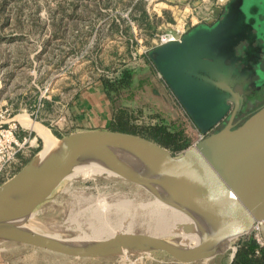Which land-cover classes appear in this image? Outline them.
<instances>
[{"label":"rangeland","instance_id":"obj_1","mask_svg":"<svg viewBox=\"0 0 264 264\" xmlns=\"http://www.w3.org/2000/svg\"><path fill=\"white\" fill-rule=\"evenodd\" d=\"M229 1L0 0V108H11L20 121L26 117L60 139L56 129L67 132L76 127L69 122L70 106L80 92L104 79L117 78L129 68L135 72L134 85L111 99L115 124L116 112L124 110L131 128L144 131L161 124L182 131L192 145L205 136L200 128L218 123L229 107L221 96L207 94L197 79L178 71L175 63L182 54L163 51L158 54L163 60L155 64L149 53L156 48L154 38L159 32L187 22L185 37L194 35L208 26L191 24L222 6L223 22H232L238 32H244L247 38L243 41L247 40L251 57L258 55L264 42V0ZM233 65L247 76L245 84H264V72L259 68L250 74L244 68L240 70L235 61ZM258 73L261 78L257 82L250 75ZM21 122L32 127L30 122ZM38 131L32 130L28 136L37 137V141L32 147L25 146L15 173L27 163L23 164V158L29 161L45 148L44 137ZM38 146L39 150L32 152ZM183 150L175 153L180 155ZM87 176L63 179L25 224L44 234L74 238L92 232L91 220L99 222L94 208L129 200L132 232L156 235L175 244L184 238L183 232L155 229L152 210L156 208L149 203L156 198L141 187L115 174ZM113 210L108 224L107 220L103 222L108 227L116 219ZM242 237L235 238L223 253L191 264H229L232 246ZM0 246H19V252L15 251L19 253L15 255L19 264H169L170 259L174 260L162 251L81 258L15 241L0 240Z\"/></svg>","mask_w":264,"mask_h":264},{"label":"water","instance_id":"obj_2","mask_svg":"<svg viewBox=\"0 0 264 264\" xmlns=\"http://www.w3.org/2000/svg\"><path fill=\"white\" fill-rule=\"evenodd\" d=\"M224 16L222 20L213 16L205 18L207 29L186 37L185 34L181 40L158 46L149 53L155 64H160L162 57L158 54L163 51L182 54L175 63L178 71L197 79L207 94L221 96L222 102L229 107L218 122L226 118L224 126L216 129V123L208 129L200 128L205 136L180 155L146 136L109 128L78 130L63 135L60 140L66 148L62 152L45 158L39 156V150L17 173L0 184V240L81 258L108 257L124 250L130 253L162 251L180 263L190 264L223 253L225 250H216L220 243L230 237L248 234L257 222L264 238V104L244 120H235L243 99L235 86H245L247 76L233 64L236 46L247 36L238 32L232 22L225 24ZM112 147L129 149L149 158L164 172L180 178L187 186L186 198L174 190L164 194L148 176L123 162ZM96 148L101 150L93 156L115 176L178 209L201 212L208 222L220 227V233L189 249L181 247L183 237L175 244L155 235L128 231H117L83 246H69L41 231L18 224L32 215L52 193L45 192L52 181L82 163L85 153ZM34 189L38 192L30 204L17 208ZM189 226L192 228L194 224L189 223Z\"/></svg>","mask_w":264,"mask_h":264},{"label":"bare ground","instance_id":"obj_3","mask_svg":"<svg viewBox=\"0 0 264 264\" xmlns=\"http://www.w3.org/2000/svg\"><path fill=\"white\" fill-rule=\"evenodd\" d=\"M22 120L26 124L30 122V120L28 121L26 117H23ZM36 123H34L33 121L30 122V125L33 128H37L38 130H40V133L45 140V148L40 151L39 156L47 158L53 154L62 152L66 148V144L63 142V140L56 138L54 135L49 133L48 130L41 129L39 125H37ZM100 150L101 149L96 148L90 150L89 152H86L84 155V157L86 158L82 163L76 164L70 171L65 172L64 174L58 176L54 181L50 183V185H48L45 192L47 190L53 192L54 189L58 186V184L66 177L73 179L80 175L89 176V175H96L103 173H107L108 175L115 174L112 170L104 167L100 163V161L96 159L95 156H93L94 154H96V152ZM111 150L123 162L133 166L134 168L138 169L142 174L148 176L152 184L160 191H162L164 194H166L170 190H174L177 191L180 195L184 196L185 193L187 192V186L180 178H176L174 176H171L169 173L164 172L162 168L151 159L139 155L135 152L133 153L131 150L124 149L121 147H112ZM37 192H38L37 189L30 191V196L28 195L29 197L20 201L19 204L17 205V208L20 206H25L27 204H30V202L33 200V197L36 196L35 193ZM113 204L114 205L111 204L106 205V203H104V205L100 204V206L97 207L96 210L94 208L95 211L94 215L96 216L97 220H99V222L95 224L92 222L93 220L90 221L91 231H92L90 234L86 233L74 238H64L56 234L55 235L44 234V233L43 234L60 243L69 246H83L84 244H88L89 242H92L97 238L117 232V231L112 232L117 228H122L123 231L132 232L131 225L133 223V215L129 216L131 202L129 200H119L117 203H113ZM149 204L153 205L154 208H156L155 212L154 210H152L156 216L155 229L158 230L159 232L161 231L167 233L178 232V231L183 232L184 239L181 242L182 244L181 247L184 249H189L193 246H196L203 240L211 237H215L220 233L219 231L220 227L218 225H213L210 222H208V220H206V217L203 216L201 212L197 210L192 211L184 208L178 209L176 206H173V204L170 205L169 203L160 201L158 199H154V201H152ZM111 208L114 209L113 211H115L117 214H115L116 219L113 222H111L114 225L112 227H108L107 222L108 219L111 218V216H109ZM25 220L26 219L19 221L18 224L27 226L25 224ZM105 221L107 224L103 223ZM189 223L191 224L193 223L194 226L190 228L191 226H189ZM27 227L34 229L31 226H27ZM188 228H190V231L187 230ZM106 232H112V233H106ZM234 238L235 237H230L227 240L223 241L218 245L216 250L222 251L227 249L228 247H230ZM115 252H118V250L116 249ZM126 252L129 251L124 250L121 251L120 253L124 254Z\"/></svg>","mask_w":264,"mask_h":264},{"label":"built area","instance_id":"obj_4","mask_svg":"<svg viewBox=\"0 0 264 264\" xmlns=\"http://www.w3.org/2000/svg\"><path fill=\"white\" fill-rule=\"evenodd\" d=\"M222 6L213 9L198 19L191 25L194 26L198 23L204 22L205 18L210 16L215 17L217 20L221 17ZM187 22L179 23L167 30H163L154 38V47L163 44L179 41L187 31ZM190 26V25H189ZM27 128L14 114L13 110L7 106L0 108V183L8 180L15 174V171L20 165V155L24 152L27 144L32 147L37 137L34 139L20 133V130ZM39 147V146H38ZM244 236H252L258 243L259 247H264V238L261 234L260 223L257 222L251 231ZM238 244L232 246L233 252L230 256V261L233 259L237 250ZM259 250H257V253Z\"/></svg>","mask_w":264,"mask_h":264},{"label":"trees","instance_id":"obj_5","mask_svg":"<svg viewBox=\"0 0 264 264\" xmlns=\"http://www.w3.org/2000/svg\"><path fill=\"white\" fill-rule=\"evenodd\" d=\"M134 78V70L126 68L121 71V74L117 78L104 79L101 83L108 97L112 99L113 96L118 97V95H121L122 91L130 89L134 85ZM126 114L127 112L125 113L124 110L123 112H116L118 122L115 124V118L113 116L109 129L132 132L146 136L167 148L172 147V149H169L174 154H176V151L183 150L191 144L189 140L182 134V131L177 129L171 130L161 124L153 125L149 128H146L144 131L131 128V124L129 123L130 120ZM68 132L69 131H67V133ZM56 134L58 136H62V134L58 132ZM38 150L39 147L34 149L32 152H37ZM27 160V158H23V164L28 162ZM237 244V250L229 264H264V247H259L257 241L252 236H243L239 239ZM257 250H259L258 253Z\"/></svg>","mask_w":264,"mask_h":264},{"label":"crops","instance_id":"obj_6","mask_svg":"<svg viewBox=\"0 0 264 264\" xmlns=\"http://www.w3.org/2000/svg\"><path fill=\"white\" fill-rule=\"evenodd\" d=\"M188 31H186V33ZM164 81L166 82V80ZM111 103L112 101L104 91L102 83L83 89L70 106L72 114L69 117V122L73 123V126L76 127L74 129H71L69 132L88 129L110 128V124L113 119ZM22 130L29 131L28 134L26 132H20L21 135L25 134L26 136H30L32 134V130H35L36 132L38 131L37 129L32 127H27ZM56 131L62 134V136L67 133L60 129H56ZM38 135L42 137L40 134ZM18 247L19 246H0V264H19L20 260H18L17 256H15L19 254L18 250L20 249H17ZM15 248L17 250H13ZM15 251L18 252L16 253ZM14 259H16V262L14 261ZM168 263L184 264L172 259H170Z\"/></svg>","mask_w":264,"mask_h":264},{"label":"flooded vegetation","instance_id":"obj_7","mask_svg":"<svg viewBox=\"0 0 264 264\" xmlns=\"http://www.w3.org/2000/svg\"><path fill=\"white\" fill-rule=\"evenodd\" d=\"M224 14H221V17L218 19H222ZM200 24H205V22H202ZM198 24V25H200ZM195 25V26H198ZM194 27V26H193ZM264 46V42L260 43ZM262 46V49L259 51L258 55H255L251 57V54L248 49V43L247 40L241 41L236 46V59L235 63L236 66L240 68H244L252 73V71H255L257 73V69L259 68L262 72H264V47ZM226 63H231L230 60H226ZM253 77L257 82L260 80L261 75L258 74H252L250 75ZM236 91H238L242 95V105L241 109L235 118V120H244L248 115H250L252 112H254L256 109H258L262 104H264V84L255 86V84L246 83L245 86H241L240 84H237L235 86ZM226 122V118H224L220 123H218V126H216V129H219L224 126V123ZM220 125V126H219ZM219 127V128H218Z\"/></svg>","mask_w":264,"mask_h":264}]
</instances>
